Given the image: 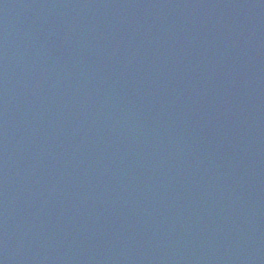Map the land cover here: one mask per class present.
<instances>
[{"label":"water","instance_id":"water-1","mask_svg":"<svg viewBox=\"0 0 264 264\" xmlns=\"http://www.w3.org/2000/svg\"><path fill=\"white\" fill-rule=\"evenodd\" d=\"M262 2L191 0L183 11L175 9L177 0L171 7L150 11L151 15L148 11L134 14L132 30L140 18L149 23L158 20L160 27L168 24L166 33L158 31L159 54V48L140 56L114 52L112 58L89 62L84 57L95 50L81 48L78 57L85 64L73 75L82 76L85 85L90 82L87 75H119L135 85L132 95L122 87L111 93L114 101L104 114L111 117L113 131L100 135L85 128L75 108L66 104L68 95L79 97L71 89L60 95L62 116L43 112L19 117L0 106V264H153L154 257L165 260L177 251L186 264H264V82L255 86L241 77L232 82L233 89L218 85L231 77L228 71L227 76L221 75L220 67L233 71V65L223 60L237 62L236 66L254 64L252 70L259 71L262 62L254 59L264 61V43L252 39L251 29L239 22L257 12L261 24L254 31H264ZM250 3L254 8L244 11ZM164 11L166 19L161 21ZM147 22L140 27L143 33L150 29ZM227 24L233 29L230 36ZM235 30L243 32L242 41L233 37ZM177 31L195 42L197 52L191 62H182L187 57L177 51L182 44ZM229 44L231 49L240 48V57L223 53ZM200 53L202 61L197 59ZM173 69L177 72L171 73ZM261 75L264 80V72ZM194 79L200 81L197 87ZM185 82L187 88L182 86ZM159 86L185 96L178 103L170 101V108L178 113L170 120L138 122L155 111L146 99L163 102L156 98ZM190 88L207 92L196 97ZM20 95L26 97L27 92ZM243 120L246 127L241 125ZM223 137L231 141L225 145L228 150H222ZM191 161L199 167L191 166ZM27 176L45 183L46 207L58 216L51 224L28 226L34 245L21 254L20 245L15 246L17 236L12 239L8 233L5 215L23 220L24 208L17 196L24 202L21 185ZM51 185L73 190L53 192ZM74 191L82 196L78 198ZM40 194L42 188L37 187L34 195ZM98 204L116 211L105 217L108 225L99 232L100 237L108 236L107 251L83 257L76 247L70 251L72 259H65L66 235L82 234L87 218L98 214ZM121 217L159 234L161 245L154 243L147 249L126 245L127 226L119 223ZM97 223L102 227V220ZM140 237L145 245L146 239ZM79 247L86 248V243Z\"/></svg>","mask_w":264,"mask_h":264}]
</instances>
